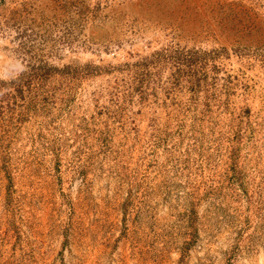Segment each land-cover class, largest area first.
Here are the masks:
<instances>
[{
	"label": "rangeland",
	"instance_id": "rangeland-1",
	"mask_svg": "<svg viewBox=\"0 0 264 264\" xmlns=\"http://www.w3.org/2000/svg\"><path fill=\"white\" fill-rule=\"evenodd\" d=\"M0 264H264V0H0Z\"/></svg>",
	"mask_w": 264,
	"mask_h": 264
}]
</instances>
